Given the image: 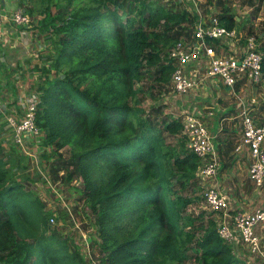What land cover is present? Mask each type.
<instances>
[{"label": "trees", "instance_id": "trees-1", "mask_svg": "<svg viewBox=\"0 0 264 264\" xmlns=\"http://www.w3.org/2000/svg\"><path fill=\"white\" fill-rule=\"evenodd\" d=\"M27 3L31 17L35 6ZM37 3L36 25L53 43L59 72L35 85L36 123L45 146L69 149L65 180L80 178L95 216L98 264H246L212 218L187 213L201 197L200 159L180 120L134 104L143 67H155L156 82L169 80L164 49L188 36L197 16L153 0ZM217 16L234 27L227 10ZM47 220L41 200L12 178L0 145V264H88L71 239L47 234Z\"/></svg>", "mask_w": 264, "mask_h": 264}, {"label": "rangeland", "instance_id": "rangeland-1", "mask_svg": "<svg viewBox=\"0 0 264 264\" xmlns=\"http://www.w3.org/2000/svg\"><path fill=\"white\" fill-rule=\"evenodd\" d=\"M18 1L16 3L17 7L26 8L27 2L35 6L31 15L33 27L27 28L29 35H26L31 46L26 51L31 54L25 57V60H30L24 62L28 69L20 65L21 67L15 69L13 74L10 73V78H13L16 72L20 76L12 80L13 84L16 85V95L24 91L32 94L36 83L42 80L46 73L47 77H53L59 71L52 67L53 43L48 38L47 32L36 25V20L41 16L37 13L41 8L40 4L37 3L38 0H25L23 4H19ZM153 1H158L174 10L183 8L191 15L194 13L195 4L206 16L210 14L218 15L227 10L236 18L234 28L242 34L236 42L242 40L245 42V36H253L262 55L264 54V0H221V3H217L218 0ZM195 22L187 25L188 34L186 35L188 36L182 38L191 39ZM168 45L163 52L165 57H167L171 44ZM221 45L222 43H220L218 49ZM25 47H29L28 43L25 44ZM13 60L14 58H8L7 61ZM154 71L155 67L145 66L142 68L140 80L135 85L138 89L134 104L143 109L145 114L149 113L152 107H155L160 109L162 116L167 115L168 118L177 120H181L185 111H191L197 105L203 111L212 110L213 115L211 116H215L217 121L229 117L228 120L225 118L221 121V126L224 128L223 135L218 138V141L221 142V150L215 144L220 167L216 179L207 182V184L223 187L230 199V213L237 210H254L264 207V187L257 188L250 181L247 174L249 165L247 154L233 152L235 141L240 136L238 125L240 118L234 108L233 98L227 94L223 86H220V91H218L219 89L216 91L212 86V82H209L208 79L203 82L199 89H193L187 95H173L170 92L169 80L164 83L156 82ZM201 73H204V69ZM4 88L7 87L1 86V89ZM254 91L255 93H264V79ZM263 111L264 109L261 108L260 112L263 113ZM215 113L217 115H214ZM158 116L160 115L158 114ZM217 127L218 123H215V128ZM181 136L180 133L177 136L166 135V138L167 141L175 143L178 138H182ZM11 140L9 130L5 128L3 120L0 119L2 158L5 160L12 178L20 182L26 190H29L41 200L44 204L45 213L55 215V223H50L47 220V234L54 233L60 238L71 239L88 264H98L95 216L91 213L83 194L80 192L82 188L80 181L78 179H73L71 182L65 180L66 172L70 170V168L66 169L64 167L66 165L65 160H68L70 156L69 149L64 147L55 151L52 146H45L42 140L37 148L38 159L33 162L21 155ZM222 163H225L223 168ZM196 193L197 197H201L188 207V215L191 217L202 216V220L205 221L209 218H217V213L209 211L204 206L199 183H197ZM197 222H199V219H197ZM232 251L235 256L242 259L246 264H263L260 258L248 252L241 245L232 246ZM188 262L194 264L192 260Z\"/></svg>", "mask_w": 264, "mask_h": 264}, {"label": "built area", "instance_id": "built-area-1", "mask_svg": "<svg viewBox=\"0 0 264 264\" xmlns=\"http://www.w3.org/2000/svg\"><path fill=\"white\" fill-rule=\"evenodd\" d=\"M194 14L197 20L191 39L175 41L167 54V59L173 65L169 78L170 92L178 96L187 95L206 78H211L214 86L218 83L228 88L240 118L241 135L234 151L247 154L248 177L254 186L262 188L264 111L261 113L260 109L264 108V93L254 91L263 81L262 52L253 36H245L242 56H237L232 49L230 54L225 53L221 47L217 50L220 43L234 48L237 38L242 34L234 27L222 25L217 15L206 16L196 4ZM5 20L16 27H33L32 18L22 7L14 8L10 18ZM7 33L3 31L4 35ZM202 69L204 73H201ZM36 103L35 92L30 94L24 91L14 100H5L0 93V119L21 155L33 162L38 159L37 148L44 139L36 123ZM212 114V110L203 111L195 106L191 111H185L180 120L188 149L200 159L195 176L201 186L202 202L209 211L217 213V218L213 220L218 235L231 246L245 247L264 264V207L230 213V199L225 191L216 185L207 184L216 179L220 167L215 139L205 120V115ZM46 215L50 223H55L53 213L46 212Z\"/></svg>", "mask_w": 264, "mask_h": 264}, {"label": "crops", "instance_id": "crops-1", "mask_svg": "<svg viewBox=\"0 0 264 264\" xmlns=\"http://www.w3.org/2000/svg\"><path fill=\"white\" fill-rule=\"evenodd\" d=\"M16 3H17V0H0V5H1V8H0V91H1V96L5 100H14L17 96L16 95V85L13 84L14 82H12V80L17 79L20 76L16 72L14 73L13 78H10V73L13 74V71H15V69H18L21 66H23L25 69H28L27 65L24 62L30 61V60H25V57H27L28 54H31L30 52L26 51V49L31 48L30 42L26 37L27 34L29 35V31L27 30V28L26 27H16L9 21L5 20L6 18H10L12 10L17 7ZM3 31H7L8 33L4 35ZM242 42L243 40L238 42L234 48H230V46H227L226 44L221 45V48H223L222 50H224V52L227 54H230L231 53L230 49H232L233 51H235L237 56H242V54L245 51V47H244L245 42H243V45H242ZM26 43H28L29 47H25ZM216 48L217 50H219L218 47ZM8 58L9 59L14 58V60L8 62L7 61ZM206 79H208L209 82H212V85H213L214 81L211 78H206ZM206 79H204L203 82H205ZM203 82L201 85H203ZM216 85L217 86L213 85V88H215V90L217 91L222 85L218 83ZM1 86H6L7 88L1 89ZM200 86L196 89H199ZM223 88L226 90L227 94L230 95L228 88L224 86ZM218 91H220V89ZM197 107L202 110V108L199 105H197ZM234 108H235V105H234ZM214 115H217V113H215ZM225 118H227V120L229 119V117H224L221 120L217 121L215 119V116L205 115V120L207 122L208 130L214 136L215 144L218 146L220 150H221V146H220L221 142L218 141V138L221 135H223L222 131L224 128H222L221 126V121L225 120ZM215 123H218L217 128H215ZM238 125L240 127V120L238 121ZM239 133H240V129H239ZM239 140H240V136L235 141V144L233 146L234 153H235L234 151L235 146L238 144ZM231 148H232V145H231ZM223 166H225V163H222V167ZM221 189L223 190V187Z\"/></svg>", "mask_w": 264, "mask_h": 264}]
</instances>
